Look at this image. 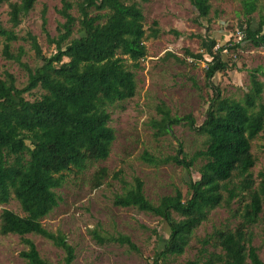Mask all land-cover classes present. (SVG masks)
<instances>
[{"label":"trees","instance_id":"16d2710c","mask_svg":"<svg viewBox=\"0 0 264 264\" xmlns=\"http://www.w3.org/2000/svg\"><path fill=\"white\" fill-rule=\"evenodd\" d=\"M149 1L59 0L57 12L62 21L54 36L45 29L43 8L42 30L54 46L47 55L35 35L23 37L17 30L36 0H0V5L8 6L9 23L6 26L0 20L1 53L27 71L21 86L11 72L0 75V205L15 200L23 212L20 215L3 208L0 234L22 239L26 247L19 255L26 264H52L40 255L33 240L25 237L28 234L46 238L63 250L62 260L55 264H73L75 250L66 236L48 230L41 220L58 206V189L69 176L84 173L90 164L110 154L116 139L110 125L111 111L136 95V73L147 57L146 41L160 33L156 20L145 26L141 4ZM189 2L195 12L193 21L205 29L207 49L197 53L186 49L185 55L195 62L205 61V79L214 92L204 101L200 125L191 113L172 115L161 103L157 105L160 117L152 126L157 137L172 134L175 125L186 126L203 137L202 146L189 156L181 143L168 157L147 151L140 156L155 167L169 162L183 167L188 172L186 194L176 188L154 202L145 195L141 178L134 176L127 181L119 170L111 175L121 187L112 204L150 213L165 222L167 235L163 244L154 248L150 264H264L259 246L254 244L255 227L264 214V167L253 171L259 160L253 143L264 140L261 70L250 71L248 89L240 98L223 95L215 84L217 75L229 67L223 50H236L244 44L264 48V7L259 0H239L244 16L242 37L221 42L209 33L210 0ZM255 12L256 26L252 22ZM20 39L27 40L34 52L36 63L32 67L21 61L25 54L22 46L16 52L11 49ZM166 55L185 61L172 52ZM256 146L264 154V143ZM197 161L201 162L199 176L193 179L190 173ZM108 176L105 167L97 168L92 188L100 187ZM216 208L226 209V222L196 236V230ZM153 233L156 239L161 238L155 229ZM89 234L98 244L118 243L139 252L128 235L108 234L97 228ZM261 236L264 245V229ZM192 239L199 245L194 257L174 262L172 257L184 254Z\"/></svg>","mask_w":264,"mask_h":264},{"label":"rangeland","instance_id":"374dc122","mask_svg":"<svg viewBox=\"0 0 264 264\" xmlns=\"http://www.w3.org/2000/svg\"><path fill=\"white\" fill-rule=\"evenodd\" d=\"M210 2L212 7L209 33L221 42L231 38L234 41L239 40L244 27V16L239 0ZM141 5L145 26L149 27L152 21L156 20L160 33L158 37L146 41L147 57L141 62L142 67L136 73V95L111 111L110 125L115 130L116 139L110 154L106 159L90 164L84 173L69 176L67 183L58 189L60 195L58 206L41 220L42 225L48 230L60 231L66 236V240L75 250L73 264H150L154 248L157 244L161 246L162 239L167 235L166 224L150 213L114 206L112 199L115 194L121 192V187L111 175L121 170L127 181H131L134 176L141 178L144 182L145 195L154 202L162 195L173 193L176 188L186 194L188 172L183 167L172 162L155 167L143 162L140 156L147 151L155 156L168 157L175 153L179 143L189 156L202 146L203 137L182 125L173 126L172 134L157 137L154 135L152 121L160 117L157 105L164 103L172 115L182 116L191 113L196 124H201L204 101L214 92V88L205 79V61L195 62L185 55V50L197 53L207 49L205 29L193 21L195 12L189 0H150ZM259 5L264 7V0H259ZM59 7V0H36L33 9L22 18L21 24L17 27L23 37L27 33L35 35L42 52L47 55L53 51L54 46L47 42L42 30V10L46 9L45 29L54 36L58 22L62 21L57 12ZM7 11L6 3L1 4L0 20L9 26ZM73 13L76 14V11L73 10ZM252 16L253 25L256 26L258 14L255 12ZM20 46L25 50L21 61L31 67L34 66L36 58L30 43L20 39L12 43L11 49L16 52ZM167 52H172L185 61L179 62L174 57L166 55ZM223 57L228 61L229 67L217 75L215 83L223 95L240 98L248 89L249 73L254 68H260L258 77L264 81L263 47L244 44L236 50H223ZM5 71L15 76L18 86L23 85L27 79L25 68L14 60L6 59L1 53L0 45V75ZM263 143L264 140L261 138L253 143L254 151H259V160L253 169L255 173L264 167V154L256 146ZM200 163L197 161L191 169L193 179L199 176L197 169ZM100 167H105L109 176L100 187L92 188L93 173ZM3 208L23 215L15 200L0 205V212ZM227 216L225 208H216L210 213L209 219L196 230V236H203L213 227L220 226L226 222ZM93 228L108 234L128 235L139 248V252L118 243L98 244L89 234V230ZM153 229L161 238L156 239ZM263 229L264 214L255 227L257 236L254 239V244L259 246V255L264 261L261 236ZM25 237L33 240L40 255L48 262L55 264L62 260L63 250L50 240L32 234ZM198 246L196 240L192 239L184 254L172 257L173 261L182 263L193 258ZM25 247L18 235L0 234V264H26L19 255Z\"/></svg>","mask_w":264,"mask_h":264},{"label":"built area","instance_id":"2783aa9c","mask_svg":"<svg viewBox=\"0 0 264 264\" xmlns=\"http://www.w3.org/2000/svg\"><path fill=\"white\" fill-rule=\"evenodd\" d=\"M218 46V45H217ZM217 46L215 48H217ZM226 50V49H225Z\"/></svg>","mask_w":264,"mask_h":264}]
</instances>
